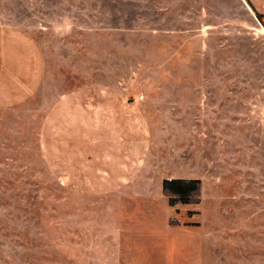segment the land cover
Segmentation results:
<instances>
[{
    "label": "rangeland",
    "instance_id": "1",
    "mask_svg": "<svg viewBox=\"0 0 264 264\" xmlns=\"http://www.w3.org/2000/svg\"><path fill=\"white\" fill-rule=\"evenodd\" d=\"M0 26L44 60L0 110V264H264V0H0Z\"/></svg>",
    "mask_w": 264,
    "mask_h": 264
},
{
    "label": "crops",
    "instance_id": "2",
    "mask_svg": "<svg viewBox=\"0 0 264 264\" xmlns=\"http://www.w3.org/2000/svg\"><path fill=\"white\" fill-rule=\"evenodd\" d=\"M43 82L44 60L38 44L21 29L0 26V110L27 106L39 94ZM69 146L64 152L71 158L67 151ZM61 148H52L54 157L59 156ZM71 162L68 167L59 162V167L56 165L54 170L65 174V187L82 189L90 182L85 176L89 172L88 167Z\"/></svg>",
    "mask_w": 264,
    "mask_h": 264
},
{
    "label": "trees",
    "instance_id": "3",
    "mask_svg": "<svg viewBox=\"0 0 264 264\" xmlns=\"http://www.w3.org/2000/svg\"><path fill=\"white\" fill-rule=\"evenodd\" d=\"M199 184V180L196 179L163 180L162 189L165 193L167 192L168 203L170 206L175 203L186 205L190 200L191 192L196 191Z\"/></svg>",
    "mask_w": 264,
    "mask_h": 264
}]
</instances>
